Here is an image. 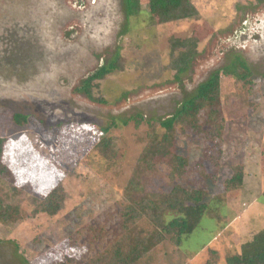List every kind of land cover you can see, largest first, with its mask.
<instances>
[{"label":"rangeland","instance_id":"1","mask_svg":"<svg viewBox=\"0 0 264 264\" xmlns=\"http://www.w3.org/2000/svg\"><path fill=\"white\" fill-rule=\"evenodd\" d=\"M124 1L0 0V137L11 170L0 185L23 211L21 221L0 225V264H83L122 233L131 198L161 202L177 185L205 191L206 214L180 246L169 238L156 245L158 230L141 221L135 239L146 234L148 253L137 264H226L264 230V0H191L198 16L152 26L146 13L128 19ZM141 2L148 11V0ZM172 37L197 40L198 55L180 81L169 68ZM117 55L124 70L94 89L106 103L78 91ZM236 55L250 66L252 83L222 78L221 138L178 130L173 150L189 161L184 177L170 182L162 166L145 173L139 158L162 136L160 121ZM16 113L29 115L28 124L16 125ZM138 115L139 126L124 124ZM206 117L204 110L200 121ZM114 123L118 153L108 163L95 146L100 129ZM234 166L244 167L245 178L229 191ZM132 178L140 182L131 196ZM58 185L65 205L48 215L37 200ZM91 226L105 238L95 240Z\"/></svg>","mask_w":264,"mask_h":264},{"label":"trees","instance_id":"2","mask_svg":"<svg viewBox=\"0 0 264 264\" xmlns=\"http://www.w3.org/2000/svg\"><path fill=\"white\" fill-rule=\"evenodd\" d=\"M124 3L128 19L140 17L146 13L151 26L192 19L199 14L191 0H148V11L143 9L141 0H125ZM170 43L172 62L169 68L175 72V80L180 81L182 76L189 72L198 55L197 40L195 38L179 40L172 37ZM123 70L122 58L117 55L90 74L78 91L93 102L106 103L104 99L96 98L94 89L99 86V81L106 79L114 72ZM228 75L244 81L245 85L252 83L253 72L240 55H236L229 66L213 72L210 78L198 87L194 95L181 103L172 116L160 121L162 136L151 138L139 158L145 173L162 166L168 171L167 176L170 182L184 177L189 161L173 150L178 130L184 134L190 132L205 135L212 142L221 138L225 125L221 116V80ZM204 110L207 111V117L202 123L200 114ZM13 120L16 125L23 127L28 124L29 115L16 113ZM143 120V116L138 115L125 121L124 124L135 122L139 126ZM114 126L116 123L100 129L102 134L95 146L98 155L108 163L114 162L118 153L116 138L110 135ZM206 127L209 129H205ZM4 145L5 139L0 137V179L7 181L11 180V170L3 163ZM208 160L215 166L218 165L213 155L210 154ZM244 178V167L234 166L232 177L225 182V186L229 191L235 189L237 191L242 187ZM139 182L138 178H132L127 185L131 196L139 188ZM5 192V188L0 185V225L13 224L23 218L22 207L8 203L9 195ZM206 196V192L201 189H186L177 185L171 192L163 195L161 202L145 196L131 198L130 204L125 205L122 212V233L83 264H137L140 262L148 253V249L143 245L146 234L143 233V236L139 234L142 239L136 240L138 236L134 229L144 220L158 230L154 237L156 245L169 238L180 246L183 237L192 233L206 214L209 208L208 203L205 202ZM65 199L64 189L58 185L47 196L40 201L37 200V203L42 212L56 215L64 208ZM169 211L176 214L171 219L165 217ZM89 232L95 240L105 238L103 230L91 226ZM78 262L77 259L68 258L66 262L59 264ZM226 264H264V230L256 234L252 241L243 244L240 252L229 257Z\"/></svg>","mask_w":264,"mask_h":264}]
</instances>
